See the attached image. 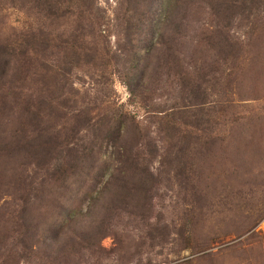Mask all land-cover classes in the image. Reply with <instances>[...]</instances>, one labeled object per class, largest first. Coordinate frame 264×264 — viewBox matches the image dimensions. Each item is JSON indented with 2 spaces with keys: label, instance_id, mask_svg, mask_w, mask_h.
<instances>
[{
  "label": "rangeland",
  "instance_id": "obj_1",
  "mask_svg": "<svg viewBox=\"0 0 264 264\" xmlns=\"http://www.w3.org/2000/svg\"><path fill=\"white\" fill-rule=\"evenodd\" d=\"M0 264H264V0H0Z\"/></svg>",
  "mask_w": 264,
  "mask_h": 264
},
{
  "label": "trees",
  "instance_id": "obj_2",
  "mask_svg": "<svg viewBox=\"0 0 264 264\" xmlns=\"http://www.w3.org/2000/svg\"><path fill=\"white\" fill-rule=\"evenodd\" d=\"M33 107L35 108V106L33 105Z\"/></svg>",
  "mask_w": 264,
  "mask_h": 264
}]
</instances>
